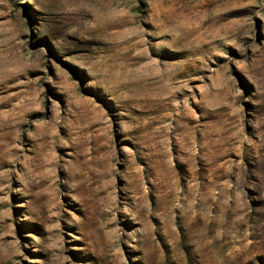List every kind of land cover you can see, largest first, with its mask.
Returning <instances> with one entry per match:
<instances>
[{
    "label": "rangeland",
    "instance_id": "rangeland-1",
    "mask_svg": "<svg viewBox=\"0 0 264 264\" xmlns=\"http://www.w3.org/2000/svg\"><path fill=\"white\" fill-rule=\"evenodd\" d=\"M0 264H264V0H0Z\"/></svg>",
    "mask_w": 264,
    "mask_h": 264
}]
</instances>
